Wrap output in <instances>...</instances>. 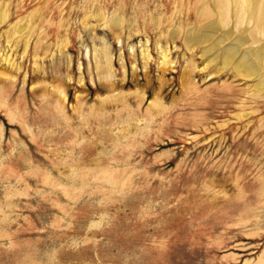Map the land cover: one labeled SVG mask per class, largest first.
Listing matches in <instances>:
<instances>
[{
    "label": "rangeland",
    "instance_id": "obj_1",
    "mask_svg": "<svg viewBox=\"0 0 264 264\" xmlns=\"http://www.w3.org/2000/svg\"><path fill=\"white\" fill-rule=\"evenodd\" d=\"M233 1L0 0V264H264V36Z\"/></svg>",
    "mask_w": 264,
    "mask_h": 264
},
{
    "label": "bare ground",
    "instance_id": "obj_2",
    "mask_svg": "<svg viewBox=\"0 0 264 264\" xmlns=\"http://www.w3.org/2000/svg\"><path fill=\"white\" fill-rule=\"evenodd\" d=\"M233 2L235 3L237 11H240V9H244L248 7L246 13L250 14L251 19L254 20L255 32L260 36H264V0H252V2L251 1L249 2L248 0H235ZM243 23L244 21L241 22L240 25L242 26ZM211 29L216 30L218 29V27H212ZM232 37L233 35L231 33L224 34L223 41L231 40ZM248 43L249 41L243 38L234 40L233 44L225 51L224 57L227 64L231 63L230 61H236V59H238L237 69L239 70V72L245 73L247 77H252L256 75L258 70L257 62L262 61L263 56H262V50L260 51L249 50L247 52H243L242 51L243 47ZM258 87H261V85Z\"/></svg>",
    "mask_w": 264,
    "mask_h": 264
}]
</instances>
